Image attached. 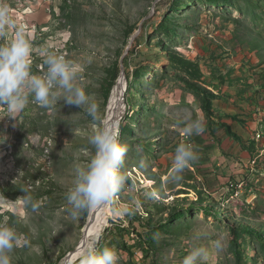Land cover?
<instances>
[{"label":"rangeland","instance_id":"obj_1","mask_svg":"<svg viewBox=\"0 0 264 264\" xmlns=\"http://www.w3.org/2000/svg\"><path fill=\"white\" fill-rule=\"evenodd\" d=\"M215 1L0 0L15 24L0 29V44L10 43L23 27L33 46V74L46 70L47 52L78 63L83 69L78 83L94 96L101 125L122 59L140 31L124 58L130 88L118 138L127 148L120 167L127 180L113 198L134 212L123 218L112 213L95 245L112 248L117 264H182L195 249L205 252L196 264H264V203L248 202L249 194H235L230 185L224 190L212 162L195 169L197 175L187 167L179 182L169 178L176 147H196L183 131L187 123H213L214 136L220 126L215 120L226 118L214 106L230 102V93L241 87L237 80L256 85L263 72L258 63L264 60V0ZM171 49L193 62H208L206 87L184 80ZM259 97L263 105L264 95ZM28 100L14 114L0 108V224L19 236L12 264H62L78 247L91 213L70 219L65 193L75 168L94 153L88 143L93 121L86 106L65 105L62 97L49 108L30 94ZM244 100L251 109L254 103ZM258 111L262 118L264 108ZM25 189L35 210L17 199Z\"/></svg>","mask_w":264,"mask_h":264},{"label":"clouds","instance_id":"obj_2","mask_svg":"<svg viewBox=\"0 0 264 264\" xmlns=\"http://www.w3.org/2000/svg\"><path fill=\"white\" fill-rule=\"evenodd\" d=\"M6 23H11L7 18V9H0V29ZM11 26L15 27V24L11 23ZM32 51L33 46L25 37L23 27L16 31L15 39L10 43L0 44V108L9 114L17 113L29 102L28 94L33 97L34 103L44 108H49L61 97L65 105L79 109L86 106L87 114L93 121L88 143L94 153L86 163L74 170L72 185L65 193L68 216L76 220L81 213L102 206L110 207L116 217L133 214L134 209L129 204L116 205L113 199L126 185L127 177L120 167L127 148L119 142L113 128L99 123L101 117L94 96L78 83L82 67L63 55L47 52L43 59L46 70L42 74H33L30 65ZM183 131L187 135L199 134L204 131L203 123L200 120L191 121ZM197 158L192 145L179 144L175 149L169 178L179 182L184 170ZM22 191L23 196L17 199L35 210L38 205L32 202L26 189ZM135 210H139L138 206ZM18 242L19 236L14 228L0 224V264H12L10 254ZM204 255L203 249H195L184 257L182 264H196ZM77 256L78 264H117L118 261L117 253L112 248L98 250L94 245L88 246Z\"/></svg>","mask_w":264,"mask_h":264},{"label":"crops","instance_id":"obj_3","mask_svg":"<svg viewBox=\"0 0 264 264\" xmlns=\"http://www.w3.org/2000/svg\"><path fill=\"white\" fill-rule=\"evenodd\" d=\"M230 1L232 3L235 0ZM194 62L199 64L202 76L200 79H193L191 77H187V79L195 84L201 83L206 87L205 82L207 81L204 78L206 73L203 70L205 69L204 66L207 67L208 62ZM258 64L263 72H261L260 77L256 75V85L252 81L242 85L240 84L241 80H237L236 84H239L241 87L237 93H230V102L225 104L224 102H219L218 104L215 102L214 108H217L226 118L221 121L215 120L220 126L218 129L212 128L215 131L214 136H211L212 131L209 127L213 123L209 124L207 122L203 124L205 127L203 132L192 134V139L196 146L194 147V151L197 153L198 158L189 166L197 175L195 169L206 167L205 162L215 164L219 168L217 172L219 184H221L224 190L231 183L238 185L241 181L247 182L246 193L240 192V187L229 188H231L233 193L238 195L249 194L250 201L248 202H256V206L257 203L258 205L259 203H264V136L262 138L259 136L261 129V133L264 132V115L261 118L258 111L260 106L264 108V98L263 105L259 104V101H262L261 97L257 98L258 96H262V94L264 95V60H259ZM180 72L183 71L181 70ZM221 80L223 81L224 79L221 78ZM209 86L212 87V85ZM213 87L218 88L216 85H213ZM218 90L221 91V89ZM232 99L236 101L234 102ZM242 99L247 100V102H253L252 108L245 107L241 102ZM234 104L238 106L235 109L236 111L232 108ZM204 118L205 120L207 118L205 114ZM139 120V122H142L141 117ZM217 132H220L219 140L215 138ZM209 149L213 150L209 151ZM212 171L215 172V170ZM197 178L201 180L200 176H197ZM236 180L237 183H233Z\"/></svg>","mask_w":264,"mask_h":264},{"label":"bare ground","instance_id":"obj_4","mask_svg":"<svg viewBox=\"0 0 264 264\" xmlns=\"http://www.w3.org/2000/svg\"><path fill=\"white\" fill-rule=\"evenodd\" d=\"M125 74L122 73L117 83L115 84L107 111V117L105 125L113 128L117 134H119V127L126 115L127 104H126V90L127 85L125 81ZM88 217V223L83 230V237L78 244V247L73 251L74 256L70 258V254L67 255L62 264H75L78 261L77 254L81 251H85L88 246L96 245V243L102 238L105 229L108 226L110 216L112 215L110 207H98L90 211Z\"/></svg>","mask_w":264,"mask_h":264},{"label":"trees","instance_id":"obj_5","mask_svg":"<svg viewBox=\"0 0 264 264\" xmlns=\"http://www.w3.org/2000/svg\"><path fill=\"white\" fill-rule=\"evenodd\" d=\"M212 1L213 3H217L215 0H209ZM222 0H219V3H221ZM231 1L230 0H226V4H230ZM176 4V1L173 2L172 5V9L174 8ZM169 56L171 59H173L174 62H176L177 64H179L180 68H183V72L186 74V77L183 76L184 80L189 81V83H193L190 80L187 79V77H191L193 79L199 78L202 76L201 75V70L199 67L198 63L193 62L191 59H187L186 57L182 56L180 53H178L176 50H172L169 52ZM128 63V59H125V64ZM185 69V71H184ZM190 74H189V73ZM188 74V76H187ZM129 79V78H128ZM195 84V83H193ZM130 88V87H129Z\"/></svg>","mask_w":264,"mask_h":264},{"label":"water","instance_id":"obj_6","mask_svg":"<svg viewBox=\"0 0 264 264\" xmlns=\"http://www.w3.org/2000/svg\"><path fill=\"white\" fill-rule=\"evenodd\" d=\"M150 17H151V16H150ZM150 17H149V18H150ZM139 34H140V31H139V33L136 34V35L133 37V39L131 40V43H130V46L128 47V49H127V53H126V55L129 54L130 49H131V47L133 46V43L135 42V40L137 39V37H138ZM126 55H125V56H126ZM125 56H124L123 59H122V73H125V71H124V63H125V59H124V58H125ZM125 80H126L127 89H129V87H130V81H129V79H128L127 76L125 77ZM72 256H74V253H73V252H71L70 258H71Z\"/></svg>","mask_w":264,"mask_h":264},{"label":"built area","instance_id":"obj_7","mask_svg":"<svg viewBox=\"0 0 264 264\" xmlns=\"http://www.w3.org/2000/svg\"><path fill=\"white\" fill-rule=\"evenodd\" d=\"M248 186V183L247 182H240L238 185H234V184H230V187H240V192H244V189H245V187H247Z\"/></svg>","mask_w":264,"mask_h":264}]
</instances>
